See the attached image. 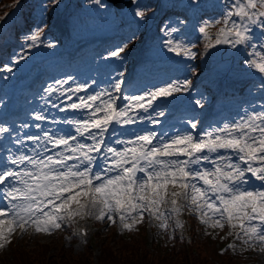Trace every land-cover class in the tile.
Masks as SVG:
<instances>
[{
    "label": "snow or ice",
    "instance_id": "6c2138e0",
    "mask_svg": "<svg viewBox=\"0 0 264 264\" xmlns=\"http://www.w3.org/2000/svg\"><path fill=\"white\" fill-rule=\"evenodd\" d=\"M132 2L136 4L135 15L146 18L149 5ZM223 2L222 16L204 21L198 29L208 40L207 47L227 44L233 49L250 48L244 63L264 74V0ZM58 3L52 0L53 6ZM114 3L117 8L124 6L123 0ZM221 22L213 38L208 25ZM44 30L45 26H37L25 38L29 48L41 41ZM164 30L179 32L168 25ZM257 40L259 50L254 43ZM167 44L173 52L196 56L181 40L170 39ZM127 47H117L108 55L119 58ZM122 75L95 93L77 96L76 102L63 106L51 99L59 89L49 85L44 89L49 97L45 105L72 115L49 116L47 107L35 111L32 117L37 123L32 126L38 134L13 133L0 124V137L10 134L15 146L0 147V248L11 243L17 229L21 235L29 228L50 234L70 227L77 218L88 217L110 224L119 222L127 231L146 218L167 231L169 220L176 217L170 237L174 238L175 229L184 227L179 216L187 210L209 228L228 226L233 230L228 235H235L248 249L264 253V106L259 112L253 110L239 120L211 125L202 132H198L200 121L192 119L187 121L191 131H133L125 140L117 138L114 126L160 125L159 118L166 112L155 102L187 91L191 82L174 81L125 95ZM70 80L74 78L68 76L55 84ZM89 87L87 83L76 84L61 95ZM56 100H60L59 95ZM195 103L203 107L201 100ZM46 122L52 126L46 128ZM60 124L70 127L71 132L60 129ZM21 127L28 129L30 125ZM109 135L113 137L111 144ZM252 180L259 181L260 186L248 187ZM74 235L86 238L87 231L80 229ZM236 247L230 243L221 253H235Z\"/></svg>",
    "mask_w": 264,
    "mask_h": 264
},
{
    "label": "rangeland",
    "instance_id": "374dc122",
    "mask_svg": "<svg viewBox=\"0 0 264 264\" xmlns=\"http://www.w3.org/2000/svg\"><path fill=\"white\" fill-rule=\"evenodd\" d=\"M6 1V4H2ZM15 1V0H13ZM12 0H0V6L4 9H12L11 5L13 3ZM132 1V0H131ZM209 1V0H208ZM214 1V0H211ZM217 1V0H216ZM26 0H18L16 3H25ZM52 0H31V3L35 4L34 16H36V22L34 30L37 26H43L45 21L48 19V14L50 10V5ZM223 2V0H222ZM82 10L75 5V0H59L58 5L54 8L53 13H55L52 18L50 24V32L44 31L41 34V41L37 42L34 46L29 48L28 41H26V37L32 34L24 33L22 35L23 41L21 44H16L11 52L5 53L4 55L7 59L2 60L0 58V104L3 103V99L7 98H17L19 94H15L16 90L19 89L20 85H25L27 83L26 77H22L19 74L18 70L21 63L24 60L28 61V71L23 69L25 73H32L33 75H37L36 68L41 67L43 71L48 70V67L53 66L54 62H64V58H62L65 52L70 51L71 49H76L78 43L80 42H92L95 41L97 43V48H100V42L104 44H109L105 47L100 58L96 60V63H100L103 61L99 67H103L104 69L111 71L109 73H104L105 76L113 77L115 74H118L123 69L126 61L130 58L132 59V54L134 53L136 58H141V55H144L143 58L147 61L148 65L146 68H140L138 74H142L148 76V73L156 74L159 72V78L154 82L149 81L153 86L160 87L166 83H171L174 81H190L193 77V71L195 67L199 64L204 68V72L200 73L197 79L213 82L215 81L217 88H220L219 82L223 81V79L230 80L229 82L234 83L231 87H236L240 85L245 87V90L239 95L236 99H231L230 102H225V104H229L227 109L228 111L235 113L245 112L248 107H250L253 103L259 102L260 107L257 110H262V106H264V89L261 88V85L264 84V74L259 73L257 69L251 68L248 65L242 66L241 62L238 61V57L241 56L245 52L244 48L242 49V53H239L238 48L233 49L231 46L227 44L215 45L214 49H208L207 44L208 40L205 38L204 48L201 52L202 57H200V62L196 63L195 58L190 56H185L180 52L171 51L170 47L167 44V41L170 39H178L188 45L192 51L196 53L198 52V46L196 45L200 42L204 34L199 32V27L201 26L200 20H197L196 16H192L194 19L189 24L178 23L179 20L176 18H170L166 21L164 25V29L166 25L170 26V28H178L179 32L171 33L170 30L165 31V34L162 36H157L154 33V27L149 25L146 29L148 30V38L144 41H141L137 47L131 49L127 47L124 53L121 54L119 58H111L109 57V52L115 50L117 47H122L125 44H129L137 35L142 31L144 20L135 15L136 4L133 2L129 7H125V9L121 8L117 10V14L112 8L108 7V3L105 0H99V3H96L95 0H84ZM138 3L143 6L144 0H138ZM190 3V2H189ZM185 1L182 3L183 10L187 14L189 13L188 8H190V4ZM108 7V8H107ZM80 11V12H79ZM4 12V11H3ZM2 12V13H3ZM83 12L85 14H83ZM195 15V12L193 13ZM148 18V17H147ZM217 17L215 16V19ZM57 20L61 23V26L57 27ZM181 22V20H180ZM191 25V26H190ZM13 25L10 30H13ZM219 29V28H218ZM217 29V31H218ZM208 33H211L210 28H208ZM56 35L55 37H51L50 35ZM7 35L5 34V37ZM4 40V37L1 39V43ZM60 40V41H59ZM255 42H258L255 41ZM196 48L194 49V47ZM259 47V44H257ZM5 47V44H2V48ZM93 46H88L85 49V56L93 55L92 48ZM207 47V48H206ZM103 48V47H101ZM259 50V48H258ZM94 53H98V51H94ZM238 55V56H237ZM20 56H23L24 59H19ZM242 56L245 57L243 54ZM246 60L248 58H244ZM51 59V60H50ZM82 60H86L85 57ZM17 61V65L14 62ZM67 61V58L66 60ZM80 61V60H79ZM107 62H109L107 64ZM154 63V64H153ZM53 64V65H51ZM7 65L8 67H5ZM221 66L223 69V73L220 76H214L211 72L214 68H219ZM18 67L19 69H15ZM167 67L165 71H158L161 68ZM229 69V68H232ZM14 68V71H9L8 69ZM68 67H66L67 69ZM51 73H54L55 70L49 68ZM220 71V69H218ZM192 74V75H191ZM26 76V75H25ZM141 83H138V85ZM148 85V84H147ZM224 86V83L221 84ZM142 86H146L142 84ZM17 87V89H14ZM131 91H134L133 88ZM138 94L141 92H137ZM209 99V95H207L202 86L199 84L188 85V90L182 93H174L172 97L160 99L157 102L162 103L163 106L171 105V101L175 103V106H179V108L185 109L188 105L196 104V100H201L203 105ZM260 99V100H259ZM210 100V99H209ZM156 102V103H157ZM218 107V103L215 104ZM1 111V109H0ZM5 113V112H4ZM235 116V115H234ZM236 117V116H235ZM242 117V116H241ZM240 117L236 118L239 120ZM259 181L252 180L249 186H260L258 184ZM189 211L185 210L181 214L186 215ZM190 213V212H189ZM176 218L172 217L171 219ZM95 221L94 218L88 217L85 219H79L73 221L72 225L76 227V229L80 225H86L88 229V236L86 238H82L79 236L78 241L74 244V248L76 250H80L82 248L83 242L92 241L93 247V255L98 254L97 246L95 242L100 239L99 234L96 232L99 230V227H95L93 223ZM156 223L153 220H147V232H141L139 235H146L148 240H151L153 230L155 231ZM104 226V230L111 231L112 229L122 230L119 222L110 224L109 222H101ZM140 225V224H139ZM189 226V223H187ZM204 227V225H202ZM206 227V225H205ZM204 227V228H205ZM62 228L57 229L53 232L49 233H36L31 228L28 229L23 235H21L20 230L17 229L12 235L13 237H22L21 240L28 242L26 246L34 245L33 241L50 243L52 239L57 237L60 234ZM233 230L229 228L228 232H232ZM192 232V231H191ZM106 234V231L105 233ZM210 236L211 240L206 239L201 240L200 243L203 245V252L201 256L207 257L210 261H214V259L221 258L218 251L222 248V244L226 242L227 238H224L223 241H217V238L207 234ZM235 237V235H232ZM62 242L66 245L70 244V236L69 234H62L60 236ZM199 242V241H198ZM51 249H56L57 245L52 243ZM98 245V244H97ZM255 263L256 264H264V253H260L258 250L255 251ZM250 260V258H249ZM251 262V260H250ZM239 263V261H237Z\"/></svg>",
    "mask_w": 264,
    "mask_h": 264
},
{
    "label": "trees",
    "instance_id": "16d2710c",
    "mask_svg": "<svg viewBox=\"0 0 264 264\" xmlns=\"http://www.w3.org/2000/svg\"><path fill=\"white\" fill-rule=\"evenodd\" d=\"M163 3V15L158 21L166 19L170 14L179 13L178 9L173 8L171 0H159ZM204 0H201L203 2ZM221 2L222 0H217ZM192 8L191 12H197L201 23L209 18H212L216 11H210L206 9L204 11L200 6L198 7L197 0H191ZM205 3H203L202 6ZM224 4V2L219 3ZM220 6V5H219ZM155 7V2H151L149 9ZM3 8L0 6V11ZM180 13L185 16L182 11ZM220 13V17L223 13ZM51 10L49 11V15ZM187 20V19H186ZM211 21V20H210ZM214 21V20H213ZM32 23L30 17H26L24 29ZM221 23H215L211 27H219ZM159 32L161 31V25L159 26ZM221 27V26H220ZM259 30H256V34ZM205 38L198 42V54L196 62H200L201 50L204 48ZM135 42H133L134 44ZM244 48V47H243ZM247 54H249L250 48H244ZM242 61V59H240ZM201 64L198 65V69ZM193 219V230L190 234V241L185 244L179 233L175 232L174 238H170V242L163 244L161 241H149L146 235H129L125 236L115 229L104 230L103 227L98 230L100 239L96 242L98 254L93 255L92 246L86 243L83 249L76 250L74 243L66 245L61 241L60 234L52 239L51 244L45 242L33 241L34 245H29L27 240H21L22 237H12L11 243L7 245L6 249L0 250V264H250L249 257L236 247L235 253L231 250L221 253L218 251L221 258L210 261L209 258L201 256L203 252V245L201 240L209 239L210 236L198 227ZM106 231V234H104ZM145 231L142 228V233ZM65 232L66 228H65ZM199 241V242H198ZM53 244L57 245L56 249H51ZM227 243V242H226ZM98 244V245H97ZM230 244V243H229ZM228 245V244H227ZM226 248V246H225ZM95 258V260H94ZM239 261V263H237Z\"/></svg>",
    "mask_w": 264,
    "mask_h": 264
},
{
    "label": "bare ground",
    "instance_id": "6f19581e",
    "mask_svg": "<svg viewBox=\"0 0 264 264\" xmlns=\"http://www.w3.org/2000/svg\"><path fill=\"white\" fill-rule=\"evenodd\" d=\"M76 53H77V51H76V52H73V53L71 54V56L74 57V56L76 55ZM61 71H62V70H61ZM88 71H89V70H88ZM88 71H86V72H81V71H79V74H80V75H85V74L88 73ZM130 81H131V80H130ZM34 84H35V82H33L29 88H26L25 91H27V90H31V89L34 87ZM65 84H67V83H65ZM66 86H67V87L71 86V83L67 84ZM71 88H74V87H71ZM176 113H182V111H181V110H177Z\"/></svg>",
    "mask_w": 264,
    "mask_h": 264
},
{
    "label": "water",
    "instance_id": "95a60500",
    "mask_svg": "<svg viewBox=\"0 0 264 264\" xmlns=\"http://www.w3.org/2000/svg\"><path fill=\"white\" fill-rule=\"evenodd\" d=\"M114 2V0H112Z\"/></svg>",
    "mask_w": 264,
    "mask_h": 264
}]
</instances>
